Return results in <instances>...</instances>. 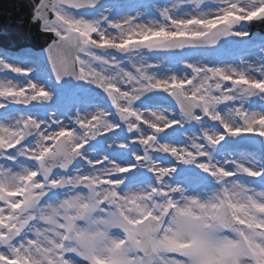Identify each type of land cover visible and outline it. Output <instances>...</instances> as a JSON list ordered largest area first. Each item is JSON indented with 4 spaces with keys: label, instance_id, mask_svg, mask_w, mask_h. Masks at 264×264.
I'll return each mask as SVG.
<instances>
[{
    "label": "snow or ice",
    "instance_id": "obj_1",
    "mask_svg": "<svg viewBox=\"0 0 264 264\" xmlns=\"http://www.w3.org/2000/svg\"><path fill=\"white\" fill-rule=\"evenodd\" d=\"M27 3L0 264H264V0Z\"/></svg>",
    "mask_w": 264,
    "mask_h": 264
},
{
    "label": "rangeland",
    "instance_id": "obj_2",
    "mask_svg": "<svg viewBox=\"0 0 264 264\" xmlns=\"http://www.w3.org/2000/svg\"><path fill=\"white\" fill-rule=\"evenodd\" d=\"M161 2V1H160ZM162 3V2H161ZM1 48V47H0Z\"/></svg>",
    "mask_w": 264,
    "mask_h": 264
}]
</instances>
